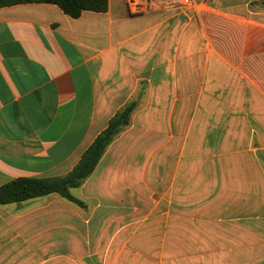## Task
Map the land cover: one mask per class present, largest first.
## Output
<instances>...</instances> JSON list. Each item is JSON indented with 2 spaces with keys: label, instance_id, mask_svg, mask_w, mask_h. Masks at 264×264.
<instances>
[{
  "label": "crops",
  "instance_id": "crops-1",
  "mask_svg": "<svg viewBox=\"0 0 264 264\" xmlns=\"http://www.w3.org/2000/svg\"><path fill=\"white\" fill-rule=\"evenodd\" d=\"M192 1L0 8V186L68 174L137 104L81 204L0 206V264H264V0Z\"/></svg>",
  "mask_w": 264,
  "mask_h": 264
},
{
  "label": "trees",
  "instance_id": "trees-1",
  "mask_svg": "<svg viewBox=\"0 0 264 264\" xmlns=\"http://www.w3.org/2000/svg\"><path fill=\"white\" fill-rule=\"evenodd\" d=\"M25 3L55 4L72 18L80 17L85 11L105 12L108 7V0H0V8ZM136 107V102H131L120 109L68 174L55 178L21 177L0 186V206L22 203L52 194H58L68 201L81 204L73 197L72 189L80 187L93 173L107 148L130 125Z\"/></svg>",
  "mask_w": 264,
  "mask_h": 264
},
{
  "label": "built area",
  "instance_id": "built-area-1",
  "mask_svg": "<svg viewBox=\"0 0 264 264\" xmlns=\"http://www.w3.org/2000/svg\"><path fill=\"white\" fill-rule=\"evenodd\" d=\"M132 15L155 12L160 9L183 10L192 6V0H125Z\"/></svg>",
  "mask_w": 264,
  "mask_h": 264
}]
</instances>
